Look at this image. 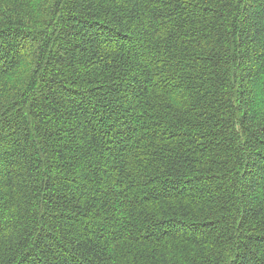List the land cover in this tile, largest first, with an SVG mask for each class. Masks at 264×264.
Returning a JSON list of instances; mask_svg holds the SVG:
<instances>
[{
  "label": "trees",
  "instance_id": "trees-1",
  "mask_svg": "<svg viewBox=\"0 0 264 264\" xmlns=\"http://www.w3.org/2000/svg\"><path fill=\"white\" fill-rule=\"evenodd\" d=\"M0 264H264V0H0Z\"/></svg>",
  "mask_w": 264,
  "mask_h": 264
}]
</instances>
